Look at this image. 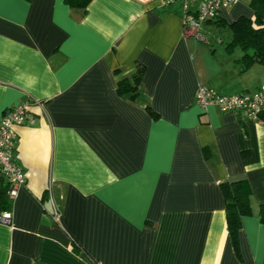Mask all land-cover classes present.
Wrapping results in <instances>:
<instances>
[{
  "label": "crops",
  "instance_id": "obj_1",
  "mask_svg": "<svg viewBox=\"0 0 264 264\" xmlns=\"http://www.w3.org/2000/svg\"><path fill=\"white\" fill-rule=\"evenodd\" d=\"M163 1L0 0V120L41 103L14 127L25 185L0 264L264 263V123L194 98L200 84L264 86V65L232 44L252 10L240 0L186 37L182 1ZM138 68L142 101L120 96ZM237 180L251 213L233 239L221 185Z\"/></svg>",
  "mask_w": 264,
  "mask_h": 264
},
{
  "label": "built area",
  "instance_id": "obj_2",
  "mask_svg": "<svg viewBox=\"0 0 264 264\" xmlns=\"http://www.w3.org/2000/svg\"><path fill=\"white\" fill-rule=\"evenodd\" d=\"M175 0H164L163 4ZM183 3V30L184 36L194 35L198 38V30L204 22L213 21L219 17L222 10L237 4L240 0H181ZM196 4V10L192 17H185L190 13L191 5ZM195 103L203 110L208 107H218L222 112H230L241 115L244 118L260 121V115L264 112V86L255 93H240L234 95H222L214 92L204 85H198L195 90ZM33 106H41L36 100L12 107L0 120V175L7 186L6 196L9 202L18 195L19 190L25 185V176L22 168L17 164L14 153L17 144L15 126L35 123L31 112ZM58 218L57 213L55 214ZM12 220L11 208L0 211V224L10 225Z\"/></svg>",
  "mask_w": 264,
  "mask_h": 264
},
{
  "label": "trees",
  "instance_id": "obj_3",
  "mask_svg": "<svg viewBox=\"0 0 264 264\" xmlns=\"http://www.w3.org/2000/svg\"><path fill=\"white\" fill-rule=\"evenodd\" d=\"M65 1L71 9H85L91 0ZM248 6L252 10V16H241L231 24L232 44L240 46L246 60L264 65V0H248ZM141 75V69L138 68L130 77L120 79L116 85L117 93L130 100L142 101ZM260 120L264 123V112L260 115ZM4 181L0 175V211L10 208ZM221 186L225 199L227 227L231 237L235 239L241 227L242 217L251 213V192L248 184L242 180L229 181ZM259 218L264 223V205H261L259 210Z\"/></svg>",
  "mask_w": 264,
  "mask_h": 264
}]
</instances>
